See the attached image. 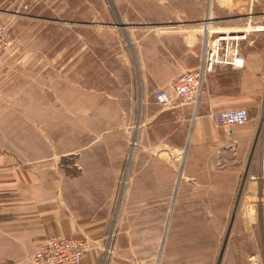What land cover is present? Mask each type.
Returning <instances> with one entry per match:
<instances>
[{
    "label": "rangeland",
    "instance_id": "1",
    "mask_svg": "<svg viewBox=\"0 0 264 264\" xmlns=\"http://www.w3.org/2000/svg\"><path fill=\"white\" fill-rule=\"evenodd\" d=\"M180 1L152 0L149 5L147 0L144 5L148 15L160 18L171 16L173 8L180 10ZM189 1L192 11L204 3L207 13L205 25L193 27L199 30L190 40L199 37L206 48L224 33L246 35L241 45L263 56L264 80V30H256L264 28V0H220L226 18L212 28L209 19L217 0ZM131 3L0 0V14L12 17L0 23L11 43L0 65L9 60L14 87L27 88L30 104L35 99L40 103V110L28 115L45 135L52 134L53 121H58L52 103L59 105L61 135L76 138L61 144L62 152L75 147L61 163L75 174L77 219L107 222L98 240L81 231L73 237L87 244L81 264L96 249L94 264H264V182L250 179L260 172L254 161L261 157L259 138L249 159H238L197 128L198 102L177 100L173 107H162L154 98L161 89L151 87L154 81L148 89L139 86L138 57L145 49L135 41L147 37L143 44L150 43L151 55L171 31L168 23L126 26L138 20ZM152 70L154 80L165 75L155 66ZM214 70L206 74L205 85ZM73 92L76 127L69 119L76 106H70ZM122 117L124 124L115 126ZM96 168L110 172L96 175Z\"/></svg>",
    "mask_w": 264,
    "mask_h": 264
},
{
    "label": "crops",
    "instance_id": "2",
    "mask_svg": "<svg viewBox=\"0 0 264 264\" xmlns=\"http://www.w3.org/2000/svg\"><path fill=\"white\" fill-rule=\"evenodd\" d=\"M132 1V15L138 17V20H129L124 23L126 26L168 23L170 24L168 29L171 31L170 35H166L164 40L158 42L157 50L151 55H147L150 43L147 47L143 44L147 37L135 41L139 47L145 49L138 57L139 86L148 89L151 81H154L151 87L162 88L169 85L177 75L202 65L205 41L199 37H196V41H191L190 35L199 30L193 27L205 25L201 24L207 18L204 3H198L197 8L192 11L189 7L190 1L181 0L180 10L173 8L171 16L157 18L148 15L144 5L147 0ZM148 1L151 5L152 0ZM118 3L119 1L116 2L117 7ZM165 6L172 8L167 4ZM150 8L149 6V10ZM223 8L225 5H222L220 0L214 2L209 19L212 23L211 28L219 25L220 20L225 17L221 11ZM10 18L12 17L0 14V23H9ZM123 20L125 22L126 19ZM232 26L237 28L238 25ZM241 59L242 68L222 67L206 77L205 89L198 102L199 116L196 124L199 130L202 129L205 137L217 141L215 144L231 150L238 159L245 161L249 159L251 145L257 138L261 151L260 123L250 122L243 127L226 128L218 126L214 119L220 111L239 108L249 109L252 115L258 116L259 119L264 115V80L260 75L263 56L250 53L247 44L243 43ZM8 61L5 60L0 65V264H33V255L49 237L73 238L81 231L82 234L89 235V238L98 240L106 229L107 222L94 219L78 221L73 209L76 192L75 174L70 165L66 167L61 163L64 154L75 152V147L70 146L62 152L61 144L70 145L76 138L67 140L66 136L61 135L58 104L52 103L51 110L58 117L57 122L53 121L52 134L45 135V131L39 128L37 120H29L28 113L37 112L41 105L37 99L34 100L35 103L30 104L27 88L19 90L14 87L15 78L12 77V72L8 71ZM153 66L165 72L160 81L154 80L156 71L152 70ZM232 75L235 76L234 79ZM73 93L74 99L70 106L73 104L76 106L73 107L74 112L69 111V119L73 122L72 126L76 127L77 95L76 92ZM60 100L59 95V102ZM120 110L124 112V107ZM119 124L121 126L124 124L123 117L120 118V123L116 120L115 126ZM29 125L32 127L30 131L27 130ZM104 140L110 142L113 138L105 137ZM123 160L121 154L120 162L123 163ZM254 161L260 168L261 157L258 161L254 157ZM109 172L110 170L102 171L96 168L94 174ZM80 224L84 227L82 228ZM98 255V249L92 251L91 257L83 264H94Z\"/></svg>",
    "mask_w": 264,
    "mask_h": 264
},
{
    "label": "built area",
    "instance_id": "3",
    "mask_svg": "<svg viewBox=\"0 0 264 264\" xmlns=\"http://www.w3.org/2000/svg\"><path fill=\"white\" fill-rule=\"evenodd\" d=\"M246 35L221 34L212 44L206 45L202 65L199 69L183 72L175 77L171 87L161 88L154 93L155 101L162 107H173L177 100L184 104H196L205 89V76L217 67L243 64L241 59L242 41ZM11 51V43L3 29L0 28V62ZM218 126L233 128L243 127L250 122L260 123L261 165L258 176L253 181L264 182V115H252L249 109L239 108L220 111L215 115ZM87 249L85 241L67 237H49L37 249L32 257L33 264H81Z\"/></svg>",
    "mask_w": 264,
    "mask_h": 264
},
{
    "label": "bare ground",
    "instance_id": "4",
    "mask_svg": "<svg viewBox=\"0 0 264 264\" xmlns=\"http://www.w3.org/2000/svg\"><path fill=\"white\" fill-rule=\"evenodd\" d=\"M249 30H252V28H250ZM257 31H263L264 30V28H257L256 29ZM247 38V36H245V38H242V39H246ZM187 146H189V143H188V145Z\"/></svg>",
    "mask_w": 264,
    "mask_h": 264
}]
</instances>
